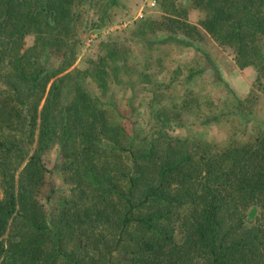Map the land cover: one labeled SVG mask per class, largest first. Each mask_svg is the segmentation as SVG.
I'll return each mask as SVG.
<instances>
[{
	"label": "trees",
	"instance_id": "obj_1",
	"mask_svg": "<svg viewBox=\"0 0 264 264\" xmlns=\"http://www.w3.org/2000/svg\"><path fill=\"white\" fill-rule=\"evenodd\" d=\"M154 2L77 67L120 0H0V264H264V0ZM201 30L256 70L247 94ZM188 47L194 60L165 65ZM206 70L232 96L204 115L238 122L224 140L173 133L166 87ZM191 93L176 114L199 108Z\"/></svg>",
	"mask_w": 264,
	"mask_h": 264
},
{
	"label": "rangeland",
	"instance_id": "obj_2",
	"mask_svg": "<svg viewBox=\"0 0 264 264\" xmlns=\"http://www.w3.org/2000/svg\"><path fill=\"white\" fill-rule=\"evenodd\" d=\"M121 5L115 10L114 22L100 30L99 33H91L84 38L83 43L78 48L77 58L74 62V66L81 67L84 59L87 55L93 53L96 50V43L102 36H111L118 40H122L125 36V32H122L125 26L128 25L136 16L145 12H157V4L154 0H120ZM189 18L195 21L199 18L200 12L197 8L189 5ZM202 31V39L196 41L195 44L203 48L211 57V59L218 66L223 79L232 87V89L238 95H245L254 86V78L256 70L251 67L240 68L232 58V54L229 50L220 46L208 33ZM27 42H31V38H27ZM196 50L194 47H188L182 49V51L173 50L171 52L166 51L163 55L165 65L170 68L174 63H180L186 59L193 58ZM166 87L165 99L168 108L174 113L172 126L174 134H197L205 139H226L231 133L238 127V122L232 120L229 116H226L222 121L217 123L205 122L204 119L209 115V103L214 99L224 106H227L231 100V93L226 89V84L213 80L211 71L206 70L202 75H198L194 81L186 82ZM186 90H190L199 101V108L193 112L184 111L182 114H176V110L173 107L174 103L181 104L183 95ZM259 101L257 104V110L259 115L264 118V94L259 93ZM145 101V99L143 100ZM120 110L127 114V105L125 101L119 102ZM227 108V107H226ZM214 110V109H212ZM175 118V119H174ZM129 118L124 117L123 121L126 125L129 124ZM238 130V129H237ZM55 151L52 150L49 155L46 156L45 162L51 167L54 163ZM63 187L67 188L69 185L63 181ZM61 191H57V195L61 194Z\"/></svg>",
	"mask_w": 264,
	"mask_h": 264
}]
</instances>
